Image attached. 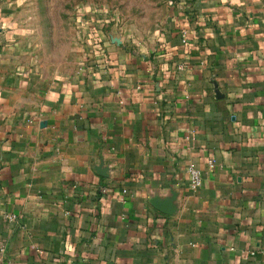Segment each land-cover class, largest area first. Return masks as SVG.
Segmentation results:
<instances>
[{"label":"crops","instance_id":"0c3cea01","mask_svg":"<svg viewBox=\"0 0 264 264\" xmlns=\"http://www.w3.org/2000/svg\"><path fill=\"white\" fill-rule=\"evenodd\" d=\"M183 8L50 84L0 36V264H264V0Z\"/></svg>","mask_w":264,"mask_h":264},{"label":"rangeland","instance_id":"374dc122","mask_svg":"<svg viewBox=\"0 0 264 264\" xmlns=\"http://www.w3.org/2000/svg\"><path fill=\"white\" fill-rule=\"evenodd\" d=\"M194 0H0L1 42L7 36L18 69L33 84L73 77L94 30L146 48ZM187 9V8H186ZM187 11V10H186ZM184 13V12H182ZM185 32L181 29L180 36ZM84 41V42H83ZM122 43V42H121ZM3 45H1L2 47Z\"/></svg>","mask_w":264,"mask_h":264},{"label":"built area","instance_id":"2783aa9c","mask_svg":"<svg viewBox=\"0 0 264 264\" xmlns=\"http://www.w3.org/2000/svg\"><path fill=\"white\" fill-rule=\"evenodd\" d=\"M182 40L185 44H189V33L187 31H185L182 34ZM185 68L184 65L180 66V70H183ZM210 167L213 168L214 167V163L210 162ZM188 173L190 175V183H191V188L194 192H197L200 190V188L202 187V183H203V179H202V174L199 170L190 167L188 169ZM8 220L12 223H16L17 221V217L14 216H9ZM7 251V243L5 241H2V243H0V255H5ZM248 256L250 257H254L256 255V251L255 250H250L247 253Z\"/></svg>","mask_w":264,"mask_h":264},{"label":"water","instance_id":"95a60500","mask_svg":"<svg viewBox=\"0 0 264 264\" xmlns=\"http://www.w3.org/2000/svg\"><path fill=\"white\" fill-rule=\"evenodd\" d=\"M116 40V42H118V43H121V41L120 40H118V39H115Z\"/></svg>","mask_w":264,"mask_h":264}]
</instances>
